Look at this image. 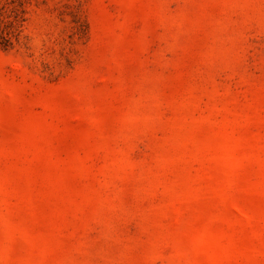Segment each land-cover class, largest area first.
I'll list each match as a JSON object with an SVG mask.
<instances>
[{"label":"rangeland","instance_id":"374dc122","mask_svg":"<svg viewBox=\"0 0 264 264\" xmlns=\"http://www.w3.org/2000/svg\"><path fill=\"white\" fill-rule=\"evenodd\" d=\"M22 1L0 264H264V0Z\"/></svg>","mask_w":264,"mask_h":264},{"label":"trees","instance_id":"16d2710c","mask_svg":"<svg viewBox=\"0 0 264 264\" xmlns=\"http://www.w3.org/2000/svg\"><path fill=\"white\" fill-rule=\"evenodd\" d=\"M22 0H0V48L7 49L17 36V29L24 20Z\"/></svg>","mask_w":264,"mask_h":264}]
</instances>
